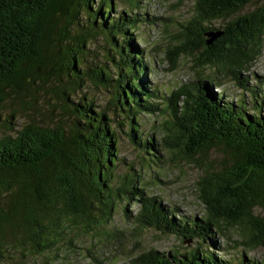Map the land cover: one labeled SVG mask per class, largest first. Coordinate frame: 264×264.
Returning <instances> with one entry per match:
<instances>
[{"label":"trees","instance_id":"obj_1","mask_svg":"<svg viewBox=\"0 0 264 264\" xmlns=\"http://www.w3.org/2000/svg\"><path fill=\"white\" fill-rule=\"evenodd\" d=\"M125 1L132 8L114 15L117 4L112 0H0V110L11 96L25 103L24 94L34 79L52 72L61 83L59 98L67 114L52 127L28 122L14 136L2 133L0 123V264H31V259L56 249L69 227L79 224L90 229L106 220L116 202L133 198L139 204L138 226L204 244L184 253L149 249L133 264H264V252L259 262L242 256L233 263L209 249L224 224L240 226L247 246L264 250V216L253 211L255 206L264 210V111L248 113L242 101L234 104L218 97L209 87L218 81H207L205 74L199 73L198 81L208 90L197 104L188 85L171 92L172 120L161 130L167 147L191 160L207 159L213 148L223 149L222 163L203 161L204 174L196 181L206 216L195 221L169 213L157 195L145 194L144 187L137 186L133 174L112 184L118 149L108 109L112 107L114 115L117 110L123 113L133 144L152 150L153 138L142 140L132 117L162 111L154 104L155 93L142 85V49L133 42L137 16L143 12L139 14L133 0ZM247 6L252 7L242 14ZM217 20L222 23L212 24ZM73 26L84 31L76 44L67 40ZM101 34L119 56L116 61L108 54L113 67L100 66L90 77L113 88L103 109L92 97L78 94L86 74L80 70L81 49L86 37ZM184 35L174 57L197 55L198 67L218 65L235 74L262 47L264 0H196ZM64 70L70 81L61 78ZM69 94L78 98L69 99Z\"/></svg>","mask_w":264,"mask_h":264},{"label":"rangeland","instance_id":"obj_2","mask_svg":"<svg viewBox=\"0 0 264 264\" xmlns=\"http://www.w3.org/2000/svg\"><path fill=\"white\" fill-rule=\"evenodd\" d=\"M195 1H132L133 5L137 4L139 14L143 12L137 16L133 30L136 37L133 42L142 49L141 63L145 65L142 85L155 93L154 104L162 110L159 113L144 112L132 118L134 124L138 125L142 140H146L147 137L153 138L154 150L137 146L130 141L126 134L127 125L120 116L123 113L119 110L114 115L111 107L107 115L113 119L117 133L118 151L115 167L112 170L115 176L112 184H117L125 175L133 174L137 186H143L145 194L157 195L160 205L170 210L169 213L175 212L176 215L187 216L189 220L199 221L206 216V209L198 198L196 181L204 174L203 161L210 160L214 166L222 163L223 149L213 148L208 153L207 159L191 160L184 157L176 148L167 147L169 143L165 144L163 141L164 134L161 128L165 122L172 120L171 92L180 85H188L195 94L193 104H197L202 93L204 95L208 90V86L198 81L199 73L205 74L203 78L207 81L212 83L218 81L209 85L218 97L234 104L242 101L248 113L252 110L264 111V36L258 56L235 74L232 73L234 71H231V68L225 69L218 65L198 67L197 55L190 57L180 54L175 58L173 55L176 46L184 43V33L192 19ZM112 2L114 5L117 4L116 9L111 13L114 15L132 8L125 0H112ZM251 7L247 6L242 14ZM81 23L85 28V19H82ZM221 23V20L212 22L214 25ZM80 32L84 33L83 28L73 26L69 30L71 38L67 40L76 44L75 40ZM104 39L102 34L97 37L88 36L84 48L81 49L83 67H80V70L85 71L86 74L83 75L78 94L92 97L99 109L108 106L113 88H105L99 82L92 80L90 78L92 72L100 66L113 67L114 64L108 54L113 55L116 61L119 60V56L111 49V42ZM172 58L176 59L174 65L171 64ZM212 75L216 76L217 80ZM38 76L31 87H28L29 91L24 94L25 103L22 99L13 96L6 100L0 110L2 133L14 136L16 131L28 122L52 127L66 118L67 114L62 109L63 102L59 98L61 94L58 90L61 83L58 82L55 73H47L44 75L45 78L41 77L43 74ZM60 76L64 82L70 81L65 70ZM254 86H256L255 90L252 91ZM257 91L260 92V96L257 95ZM255 94L257 97L254 96ZM77 98L78 96L69 94V99ZM253 99L256 103L251 109ZM121 120L123 124L118 125ZM154 155L159 156V159ZM116 204L106 220L92 225L90 229H83L79 224L69 227L66 237L56 249L31 259V264H133L136 256L149 249L165 252L177 249L184 253L196 246L204 245H200L195 238L184 239L154 228L138 226L135 214L139 204L134 198L128 202L122 199ZM253 211L255 215L264 216V210L259 206H255ZM176 215L174 218H177ZM221 228L220 233L214 234V247H209L217 257L233 263L242 256L257 262L262 259L263 248H249L240 226L222 224ZM205 246L208 247V243Z\"/></svg>","mask_w":264,"mask_h":264},{"label":"water","instance_id":"obj_3","mask_svg":"<svg viewBox=\"0 0 264 264\" xmlns=\"http://www.w3.org/2000/svg\"><path fill=\"white\" fill-rule=\"evenodd\" d=\"M208 43H210V41H208Z\"/></svg>","mask_w":264,"mask_h":264}]
</instances>
